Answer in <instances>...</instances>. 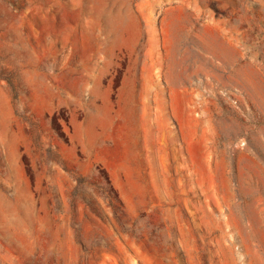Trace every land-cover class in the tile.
<instances>
[{"label":"rangeland","instance_id":"1","mask_svg":"<svg viewBox=\"0 0 264 264\" xmlns=\"http://www.w3.org/2000/svg\"><path fill=\"white\" fill-rule=\"evenodd\" d=\"M236 262L264 264V0H0V264Z\"/></svg>","mask_w":264,"mask_h":264},{"label":"bare ground","instance_id":"2","mask_svg":"<svg viewBox=\"0 0 264 264\" xmlns=\"http://www.w3.org/2000/svg\"><path fill=\"white\" fill-rule=\"evenodd\" d=\"M212 40H213V39H212ZM213 41H214V40H213ZM251 218H252V217H251ZM256 219H257V218H256ZM254 222H255V220H254ZM252 223H253V222H252ZM252 223H251V224H252ZM238 224H239V223H238ZM258 231H259V230H258ZM261 235H262V234H261ZM260 238H261V236H260ZM261 240H262V238H261ZM249 250H250V249H249ZM253 252H254V251H253ZM227 253H228L229 257L232 258V254H233V252H232V251H228ZM255 253L257 254V252H255ZM256 254H255V255H256ZM253 255H254V254H253ZM254 257H255V256H254ZM255 258H256V257H255ZM230 260H231V259H230ZM256 260H257V259H256ZM232 263H233V260H232ZM234 264H235V263H234ZM236 264H237V262H236Z\"/></svg>","mask_w":264,"mask_h":264}]
</instances>
